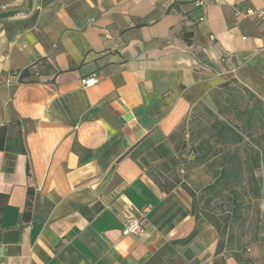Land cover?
I'll return each instance as SVG.
<instances>
[{"label": "crops", "instance_id": "1", "mask_svg": "<svg viewBox=\"0 0 264 264\" xmlns=\"http://www.w3.org/2000/svg\"><path fill=\"white\" fill-rule=\"evenodd\" d=\"M246 6L264 0H0V264H244L149 171L222 83L264 103V19Z\"/></svg>", "mask_w": 264, "mask_h": 264}, {"label": "rangeland", "instance_id": "2", "mask_svg": "<svg viewBox=\"0 0 264 264\" xmlns=\"http://www.w3.org/2000/svg\"><path fill=\"white\" fill-rule=\"evenodd\" d=\"M244 37V38H243ZM246 39V35H242ZM263 77L253 78L256 86H260ZM264 93V84H261ZM217 99L220 100L223 107H225V119H232L233 123L239 124L235 117H238L237 111L241 113L245 105H254V97L248 99L249 95L244 91L243 87L236 85L231 86L230 90L221 91L216 94ZM226 97V99H225ZM249 100V102L247 101ZM248 102V103H247ZM264 110V103L257 104ZM216 111V107L212 108ZM222 118L221 115H219ZM243 116V115H242ZM210 116L205 112V107L202 104H197L193 107L191 114L187 115L182 126L177 128V139L175 142V177L182 180L194 192V198L199 202V207H206L211 209L209 212L213 216L218 217L217 222L219 227L215 226L218 235V243L220 250L226 254L234 255L240 258L244 264H255L254 255L257 249H264V154L262 156V165L256 170L255 176L258 180L247 181L243 173L241 187H238V201L232 203L226 199L227 192L221 191L216 193V196L210 199L208 206H206L208 198L206 185L213 181L210 171V166L195 160V153L192 145H196L197 141L203 136L210 135L207 127ZM196 140V141H195ZM244 140L249 142L254 148L257 146L248 137ZM242 144H240L241 146ZM231 149L235 145H229ZM180 148V149H179ZM173 174V173H172ZM210 195V193H209ZM193 198V197H192ZM193 198V199H194ZM231 203V204H230ZM235 206V210H231Z\"/></svg>", "mask_w": 264, "mask_h": 264}, {"label": "trees", "instance_id": "3", "mask_svg": "<svg viewBox=\"0 0 264 264\" xmlns=\"http://www.w3.org/2000/svg\"><path fill=\"white\" fill-rule=\"evenodd\" d=\"M229 83L230 81L222 83L213 95L216 111L213 112L211 109L205 107L206 114L210 116V123L207 127V131L210 132V135L201 137L196 145H192L195 153L194 159H197L205 165H209L210 171H212L213 181L206 185L205 190L208 194L207 196H209L204 199V201H207L205 202L206 206H208L210 199L216 196V193L225 190L227 192L225 196L229 202L234 203L238 201L237 186L239 185V187H241L239 182L243 179L242 174H247L245 180L257 182L256 180L258 179L254 172L262 165V156L264 154V110L257 105L260 100L243 87L244 91L249 95L248 99L254 97V105H245L241 113H239V111L235 113L238 115V117L235 118L240 121L239 124L233 123L232 119H225L227 118V112H225L226 106L223 107L220 100L217 99L216 94L221 91L228 92L231 88ZM248 99L247 101L249 102ZM219 115H221L222 118H220ZM185 119L181 121L178 127L182 126ZM245 136L251 139L257 148H254L253 145L245 141ZM7 139L8 137L5 136L4 127H0V149H10L7 144ZM176 139L177 129L173 134V142H176ZM231 144L236 147L231 149L229 147ZM240 144L242 145L240 146ZM176 148L177 147H175V149ZM176 161L177 159L175 160V156L172 155L167 161L159 163L157 169L150 170L149 176L162 190H168L176 184H179L194 198V192L188 185L175 177L174 171L176 168ZM193 198V210H199L214 227H219V223L217 222L218 217L210 214L209 211L211 209L199 207V202L196 200V197ZM29 204L30 199L27 200V206H29ZM230 207H233L231 210H235L236 212L237 209H235L234 205H230ZM218 250H220L219 243H217V251Z\"/></svg>", "mask_w": 264, "mask_h": 264}, {"label": "built area", "instance_id": "4", "mask_svg": "<svg viewBox=\"0 0 264 264\" xmlns=\"http://www.w3.org/2000/svg\"><path fill=\"white\" fill-rule=\"evenodd\" d=\"M199 3L202 4L203 2L200 1ZM240 13L248 17L250 20L257 22L264 19V6H246ZM80 81L82 85L90 86L96 82V77L94 74H91L88 77L81 78ZM150 208L151 205L147 204L143 207L142 215L140 217H134L124 220L121 228V233L123 235L141 234L145 228V214L150 210Z\"/></svg>", "mask_w": 264, "mask_h": 264}]
</instances>
